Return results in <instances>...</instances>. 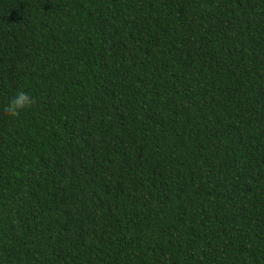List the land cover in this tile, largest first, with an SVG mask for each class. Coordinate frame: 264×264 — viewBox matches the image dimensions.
<instances>
[{"label": "trees", "instance_id": "1", "mask_svg": "<svg viewBox=\"0 0 264 264\" xmlns=\"http://www.w3.org/2000/svg\"><path fill=\"white\" fill-rule=\"evenodd\" d=\"M0 264H264V0H0Z\"/></svg>", "mask_w": 264, "mask_h": 264}, {"label": "clouds", "instance_id": "2", "mask_svg": "<svg viewBox=\"0 0 264 264\" xmlns=\"http://www.w3.org/2000/svg\"><path fill=\"white\" fill-rule=\"evenodd\" d=\"M36 103L35 99L25 91H18L4 107V113L11 117H19V115L33 107Z\"/></svg>", "mask_w": 264, "mask_h": 264}]
</instances>
